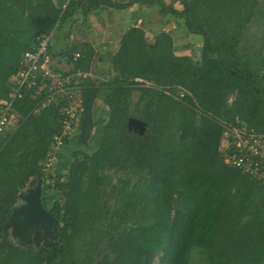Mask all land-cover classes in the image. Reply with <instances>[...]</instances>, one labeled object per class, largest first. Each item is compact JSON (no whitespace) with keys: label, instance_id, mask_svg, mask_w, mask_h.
<instances>
[{"label":"trees","instance_id":"16d2710c","mask_svg":"<svg viewBox=\"0 0 264 264\" xmlns=\"http://www.w3.org/2000/svg\"><path fill=\"white\" fill-rule=\"evenodd\" d=\"M135 3L157 5L201 35L198 56L176 53L167 31L149 41L142 25L130 26L108 53L104 79L70 83L83 111L55 161L74 148L70 163L57 174L43 162L69 99L43 105L47 88L22 90L15 122L0 134V264H153L156 257L158 264H264V184L221 151L224 123L264 132V28L254 41L245 35L264 17V0H181L182 9L164 0H68L64 7L0 0V100L41 36L78 10ZM67 51L71 69L56 72L92 70L91 43H70ZM102 91L107 117L89 151ZM131 118L143 128L130 126ZM39 181L56 228L44 245L16 244L9 210ZM48 190L58 196L51 206Z\"/></svg>","mask_w":264,"mask_h":264},{"label":"built area","instance_id":"2783aa9c","mask_svg":"<svg viewBox=\"0 0 264 264\" xmlns=\"http://www.w3.org/2000/svg\"><path fill=\"white\" fill-rule=\"evenodd\" d=\"M52 33L44 34L37 45L25 51L22 58L23 67L14 76V86L7 98L0 100V134L15 120L14 101L22 96L24 88H47V102L56 96H66L69 99L64 107L61 130L56 133L50 144L49 153L43 162L44 171L54 168L58 152L64 144V138L72 133L73 125L77 124L83 111L82 98L71 81L77 84L81 79L92 78L90 71L77 70L66 76L55 71L52 55L49 51ZM79 53L75 54V59ZM221 151L225 161L232 164L242 173L257 178L264 184V132L248 130L231 123H224Z\"/></svg>","mask_w":264,"mask_h":264},{"label":"rangeland","instance_id":"374dc122","mask_svg":"<svg viewBox=\"0 0 264 264\" xmlns=\"http://www.w3.org/2000/svg\"><path fill=\"white\" fill-rule=\"evenodd\" d=\"M165 2L172 4L174 7L178 9H182V4L181 0H164ZM142 8L139 10L141 13L139 16L143 19L141 20V24L143 25L145 29V33L147 36V39L149 41H153L155 35L159 33L160 31L164 30L169 32L172 37H173V43L174 47H181L183 48L184 54H196L198 56L199 53V48L202 45V36L197 35V34H192L187 32L183 26L178 25L173 18L170 16H165L162 15L159 11V7L157 5H148V4H141ZM81 19V18H80ZM256 22L251 25L248 30L246 31V36L248 39L253 40L256 39L257 37H254L255 35L258 36L260 34V26L264 28V17H260L258 19H255ZM97 20H70L68 23L71 24V26L66 25L63 32H61L64 36L68 35L70 37L72 31L74 30V35H76L75 38L79 36L80 41L77 42H85L86 40H89L87 38L88 33H91L89 31V26L87 25L88 23H91V26H95ZM114 22L116 20H113ZM133 21L131 20L130 23ZM135 23V22H134ZM261 23V25H260ZM84 24V25H83ZM129 23L125 24L124 26H117L115 27V30L112 32V34L109 36L110 41L102 40L103 38L101 37V40L96 41V39L92 38L90 40V43L94 45V48L97 50L96 51V56L94 57L93 64H92V70L90 71L92 73V78H101L104 79L106 74H109L112 70L110 65L108 64L107 57L109 56L110 52L114 50L115 47H118L119 45V40L118 38L120 37V33L128 26ZM70 28V30H69ZM60 34V33H59ZM62 34H60V39ZM66 34V35H65ZM63 37V36H62ZM100 37V36H99ZM84 39V40H83ZM76 42V41H75ZM242 44L247 46L248 44L247 39H243ZM177 51V50H176ZM182 52V50H179ZM178 51V52H179ZM109 53V54H108ZM102 54H104L102 56ZM106 55V56H105ZM71 57L70 59L68 58H61L59 56H52V63L54 68H57L61 70V72L67 71L71 69L72 67V62H71ZM100 71H103V74L100 73ZM14 77H13V82H14ZM104 92L102 91L99 95V98L97 99L96 104L98 105V109L95 113L96 120H97V126L95 127V130L93 132L92 137L93 140H91L88 148L86 150L92 151L96 145L98 144L100 133L102 130V125L104 119L107 117V110L105 107L102 105V98L104 97ZM138 96V92L134 91L132 95V99L135 100ZM231 101V99H230ZM15 120L13 121V123ZM140 129V128H138ZM96 139V141H94ZM74 148L70 149V151L67 153L68 155H64L61 160L58 161V163H54V168L51 170L53 174H57L61 172L62 170L64 171L67 166L70 163L71 160V151H73ZM62 168L60 171L59 169ZM28 188H26L23 193H27ZM57 194L54 190H48L45 193V199H46V204L51 206L53 201L57 198ZM24 203V200L21 198L17 205L21 206V204ZM31 235L28 236L25 239H22L23 237L21 235L18 236L15 232V228L13 225H10L9 227V235L10 237L14 240L16 244H28L31 241H33L36 245L37 244H45L47 240L53 235H45L43 229H39V227H34L32 226L30 228ZM153 264H158V258L156 257L154 260Z\"/></svg>","mask_w":264,"mask_h":264},{"label":"crops","instance_id":"0c3cea01","mask_svg":"<svg viewBox=\"0 0 264 264\" xmlns=\"http://www.w3.org/2000/svg\"><path fill=\"white\" fill-rule=\"evenodd\" d=\"M55 4L58 6L64 7L68 0H54ZM142 3H135L127 8L124 9H117L112 7H100L98 9H94L90 11L88 14L84 15L83 12L78 10L72 17H70L68 20H97L95 26H91V23H88L89 31L91 33H88L87 38L89 40H86L85 42H89L92 38L96 39V41L102 40L110 41V35L115 30V27L117 26L121 27L125 24L129 23L128 26L120 33V37L118 40H120L121 35L123 32H125L130 26L133 25H142L140 22L143 20L139 15L141 14L139 10L142 8ZM81 18V19H80ZM113 20H116L115 22ZM133 21L130 23V21ZM135 22V23H134ZM66 25L71 26V24L66 23L64 26H58L55 28L52 32V38H51V44H50V52L52 56H59L65 58L64 52L67 51V47L70 43H74L75 41H80L79 36L77 38L76 35H74V30H71L72 33L70 37L68 35L64 36L61 32H63ZM84 25V24H83ZM143 26V25H142ZM144 28V27H143ZM70 30V28H69ZM62 34L60 39V34ZM109 35V36H108ZM100 36V37H99ZM84 40V39H83ZM92 44V43H91ZM94 47V45L92 44ZM118 47H115V51ZM95 49V48H94ZM177 50V51H176ZM179 50H182L180 52ZM95 51H97L95 49ZM175 51L178 54H184L183 48L181 47H175ZM179 51V52H178ZM68 52V51H67Z\"/></svg>","mask_w":264,"mask_h":264},{"label":"water","instance_id":"95a60500","mask_svg":"<svg viewBox=\"0 0 264 264\" xmlns=\"http://www.w3.org/2000/svg\"><path fill=\"white\" fill-rule=\"evenodd\" d=\"M64 55L70 59V54L65 51ZM130 126L135 128H143V122L137 118H131ZM42 183L39 181L34 187L28 188L27 193H21L24 203L21 206H14L9 210V218L7 225H13L16 234L21 235L25 239L31 235L30 228L32 226L43 229L45 235L54 233L57 225L55 217L45 208L41 201ZM53 236V235H52ZM51 236V237H52Z\"/></svg>","mask_w":264,"mask_h":264}]
</instances>
